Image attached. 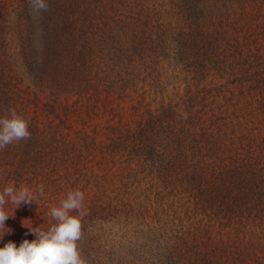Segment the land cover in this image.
Wrapping results in <instances>:
<instances>
[{
    "label": "trees",
    "instance_id": "obj_1",
    "mask_svg": "<svg viewBox=\"0 0 264 264\" xmlns=\"http://www.w3.org/2000/svg\"><path fill=\"white\" fill-rule=\"evenodd\" d=\"M79 1L54 0L56 7L34 19L30 0H0V117L15 109V96L27 100L15 88L11 71L15 48L7 43L15 25L28 42L39 33L32 27H40L44 49L59 36L65 46L86 50L97 25H78V15L94 19L98 10L106 39L113 40L107 65L117 56L112 74L134 86L127 89L138 102L132 107L134 118L113 115L115 124L108 128L113 137L100 147L81 137L71 139L64 120L53 126L48 119L22 113L31 135L17 151L20 170L33 175V191L39 192L40 185L45 195L49 187L53 192L78 184L87 189L78 241L86 264H108L110 255L117 264H264V0H126L120 7L130 12L127 22L111 21L109 2L99 6L89 0L78 13ZM123 43L122 51L116 48ZM34 48L24 46L21 53ZM79 53L89 55L84 61L97 62L92 49ZM34 62L36 77L48 71L45 63L39 67ZM147 62L170 64L178 84L154 72L152 85L138 86ZM25 64L30 73L33 62ZM114 78H97L91 85L106 86L107 100H121L125 91L118 85L112 89ZM79 81L88 91L87 82ZM147 93L162 98L153 113ZM12 156L15 142L0 149V190L8 182L15 185ZM146 178L147 185L138 188ZM22 222V215L6 221L12 231L0 246L35 238ZM52 223L43 218L30 226L46 230ZM110 227L116 233L101 239L99 233ZM129 251L137 254L127 263Z\"/></svg>",
    "mask_w": 264,
    "mask_h": 264
},
{
    "label": "rangeland",
    "instance_id": "obj_2",
    "mask_svg": "<svg viewBox=\"0 0 264 264\" xmlns=\"http://www.w3.org/2000/svg\"><path fill=\"white\" fill-rule=\"evenodd\" d=\"M89 0H80L78 4V13L86 9V5ZM126 0H94V5L103 6L106 2H109V6L111 8L109 17L111 21L116 20H124L128 21L131 20L130 18V12L125 9H122L120 5L121 3H124ZM167 2V0H165ZM147 1H145L146 3ZM16 3V0H15ZM48 9L51 10V8L55 6L54 0H47ZM130 6H128L129 8ZM42 11H32L31 18L39 19L41 17ZM100 12L98 10L97 15L92 19V14H84L80 13L78 15L80 23L78 25H83L84 23H93L97 25L96 27V34H93V38L88 39L85 44L86 50L84 48H76V44L71 46H65L66 41L63 40V37H59V41L51 46H48L47 48H43L45 43V38L42 39V33L41 28L35 25V27H32L33 29H36L37 32H39L36 36H33L34 42H28L26 39V36L24 34H21L18 32L19 29L15 25V30H13V33L11 34L13 37H10L7 43V46L12 47V50L15 48V59L14 65L12 68V74L15 76V88L22 89V95L27 98V100H17V96H15V111L22 116V113L27 112L29 116H33V114L37 115L41 118V120L48 119L54 126V124L58 123L59 120H64V133L70 134V138H84L85 142L88 144H94L98 143V147H100L103 144L109 143L112 133L110 130L108 131V128H110L111 124H115V119L113 118L114 114L120 115L121 117H124L125 119L129 120L130 118H134L132 107L137 105L138 100H135V93L133 90L127 89V82H121L122 72L121 70L116 71L117 76L121 79L118 81L114 78L111 68H113L114 65H117L116 63V57L114 56V64L111 63V66L109 68L108 64V58L107 56L112 54V52L106 54V50L112 46L113 40L107 41V30L103 27L102 19L100 18ZM92 16V17H91ZM40 23V21H39ZM38 23V25H39ZM113 23H107L106 25H112ZM115 28L117 27L116 24ZM58 26V23H57ZM54 26V27H57ZM99 29L101 30L99 32ZM12 32V31H10ZM15 33V35H14ZM104 34V35H102ZM9 35V34H8ZM100 35V36H99ZM101 35L103 37H101ZM25 36V37H24ZM80 37V36H79ZM52 40H55V36H50ZM49 37L47 39L49 41H52ZM13 40L14 42H11L10 40ZM120 40V39H118ZM118 42L114 41V46ZM33 45H37V48L35 50H30L32 53H28L24 49L23 54L21 53V48L26 46L28 49H30ZM43 46V47H42ZM126 47V43L122 44L120 51L123 50V48ZM49 48V51H48ZM65 48V49H64ZM92 49L94 53H96L97 62H90L84 61L89 58L88 54H85V57L82 53L79 52H85L87 50ZM114 52H118L117 50H114ZM146 52V51H145ZM29 54L27 60H25V55ZM122 56V54L118 53V58ZM86 58V59H85ZM34 60H37V63L40 67V61L46 64L47 70L45 73H40V77L43 76L42 79H44V87H41V80L40 77H36L37 70L35 67ZM118 60V59H117ZM26 63L33 62V66L30 68V73L27 72V65ZM78 61H82L85 65H77ZM92 61V60H91ZM120 63L118 62V65ZM41 65V67H42ZM146 65H149V68L146 71H143L144 74L141 76V80L143 81L142 84H139L138 86L146 85L147 84H153L154 80L152 78V74L154 72H158V75L161 79L169 78L170 82L172 84H178V79L180 78L178 75L177 77L174 76V71L172 66L167 63H160L157 65L149 64V62L146 63ZM86 67V71L83 73L78 72L80 68ZM120 67V66H119ZM156 67V69H155ZM73 70V71H72ZM110 71L109 76H107L106 72ZM28 73L30 75H28ZM48 75H47V74ZM182 76V73H180ZM81 76H89L88 78H83ZM79 77L85 82H87L89 90L86 91V85L83 84V81H79ZM106 77H110V79L114 78L115 84H112V89H118L121 88L125 93H123V99L121 100H107L108 98V92L109 90H106V86H100L97 89L92 87L91 85L95 81V79L98 78V80H102ZM185 77V75H184ZM34 78V79H33ZM74 78V79H73ZM145 79V80H144ZM42 81V83H43ZM108 81V79H107ZM104 81V82H107ZM119 82V83H118ZM145 82V83H144ZM172 84L169 85L168 91H170V88L172 87ZM128 87H134L131 85H128ZM39 88V89H38ZM149 88V87H147ZM38 89V90H37ZM16 91V89H15ZM154 92H156L154 90ZM92 93V97L89 96V94ZM147 99L145 100L146 103H148L149 110L153 113L156 109V101L162 100L161 97H159L156 93L151 94L147 93ZM125 96V97H124ZM168 100H164V102H167ZM177 101V100H173ZM69 125V127H66V125ZM112 126V125H111ZM113 137V136H112ZM23 140L15 142V156H12L13 158V166L15 167V185L17 187L19 186H28L32 190L35 186V181H33V175L32 173L26 172L23 173V170H20L21 165V156H19V148L21 146H24ZM14 145V144H13ZM12 154L14 153L11 151ZM15 157V158H14ZM10 158V157H9ZM26 168L30 170V162L26 160ZM21 171V173H20ZM32 172V171H31ZM78 177V176H76ZM80 178V177H79ZM148 183V179H141L140 182L137 184L138 188H144ZM13 184V182H8L5 184V186ZM37 186L39 185L36 183ZM4 186V187H5ZM79 189L83 191L84 193L87 192L86 188H83L82 184H78L77 186H62L59 187L58 190L53 192V190L49 187L47 188V193L45 196L39 195V192L36 193L38 203L33 202L31 205H21L19 208L15 210V221L19 219V215L23 216V222L21 227H24L25 224H35L37 221L40 223L42 222L43 218H47V222H53V218L50 215V209L54 206H57L60 201L66 196L67 192L70 190H76ZM2 190V189H1ZM35 192V191H34ZM112 197V196H111ZM109 197L105 196V199L107 200ZM11 208H14V205H10ZM28 218V219H25ZM25 219V220H24ZM43 226H46V224H43ZM109 228V227H108ZM114 234L115 229L110 227V229L107 230L106 233H99L100 238L104 240L105 236H108V234ZM129 236H132L131 233H129ZM137 253L129 251L127 253V257L124 260V262H132L134 256H136ZM116 257L113 255H110L108 258H106L105 262H108V264H117L119 261L115 262ZM158 264V263H157Z\"/></svg>",
    "mask_w": 264,
    "mask_h": 264
},
{
    "label": "clouds",
    "instance_id": "obj_3",
    "mask_svg": "<svg viewBox=\"0 0 264 264\" xmlns=\"http://www.w3.org/2000/svg\"><path fill=\"white\" fill-rule=\"evenodd\" d=\"M30 4L37 12L48 7L47 0H30ZM30 135L28 121L15 109H10L9 115L0 117V149L27 139ZM38 191L43 196L44 186L40 185ZM84 200L83 191H68L60 203L50 209L54 223L46 230L34 229L23 223L35 238H25L19 245L13 240L4 243L0 246V264H86L78 246L83 235ZM33 202L38 203L37 196L28 186L17 187L9 184L0 190V240L12 231L6 221L14 217L15 210L21 205H31ZM9 205L15 207L10 210Z\"/></svg>",
    "mask_w": 264,
    "mask_h": 264
}]
</instances>
